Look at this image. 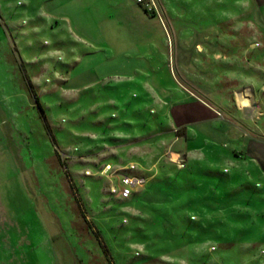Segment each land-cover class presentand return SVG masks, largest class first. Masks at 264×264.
Instances as JSON below:
<instances>
[{"label":"rangeland","instance_id":"1","mask_svg":"<svg viewBox=\"0 0 264 264\" xmlns=\"http://www.w3.org/2000/svg\"><path fill=\"white\" fill-rule=\"evenodd\" d=\"M28 1L0 45V264H264V181L245 175L264 117L232 104L264 83L243 6ZM160 167L193 171L176 226L160 192L137 199ZM122 175L148 181L122 199Z\"/></svg>","mask_w":264,"mask_h":264},{"label":"crops","instance_id":"2","mask_svg":"<svg viewBox=\"0 0 264 264\" xmlns=\"http://www.w3.org/2000/svg\"><path fill=\"white\" fill-rule=\"evenodd\" d=\"M48 1L51 0H44L41 4L46 5V3ZM53 2H57V0H53ZM238 3H240L243 8V13L247 14V18H248V22L249 27L251 29H249V32L251 34L248 35H252V38H259L260 44H261V48L262 50V54L263 56L261 57V59L264 62V0H237ZM40 3V2H39ZM19 4H24V5H28L30 4V1L28 0H0V41H2V44L0 45H4V49L7 50L6 48V38H8L10 35L8 34L9 29L6 28L5 22L6 20L10 21L13 19H9V15L12 12V10L14 9L15 5H19ZM26 10H23V12H25ZM5 14V15H4ZM8 16V17H6ZM7 18V19H6ZM62 21H66L68 22V18L67 17H61L60 18ZM13 22V21H10ZM9 27V26H7ZM12 28V27H10ZM240 30V28H238ZM253 33V34H252ZM255 36V37H254ZM255 40L253 41V43L251 45L257 46ZM12 45V44H11ZM13 46V45H12ZM14 50V48H13ZM262 62V63H263ZM256 63V62H255ZM188 92V91H187ZM190 93V92H188ZM261 93H264V83L262 85L259 86V88H257V81L256 80H251L247 85L243 86V87H237L236 89H234L232 91V104H233V108L235 110V113L237 114H245L247 117L252 118L254 121L256 119H259L260 117H264V97H262ZM192 97V96H191ZM196 100V99H195ZM198 102V106L199 108L197 110H203L202 107L204 109H206L207 111V107H209V105H207V103H205L202 99L198 98V100H196ZM212 108V107H211ZM209 113L213 112L211 110ZM168 120L169 122H171V115H168ZM254 130H256L257 132H259L261 134V136L264 138V123L263 124H254ZM166 131H159L157 133L153 134L154 136H158V137H162V135H164V133L168 134V136L166 137L167 139H171V125H168L166 127ZM162 139V138H160ZM260 146V147H257ZM254 149H250L249 148V159H250V164L251 167L249 166L248 172L245 175H248L251 181H254V185L253 187H258V183L257 180H263L264 181V141L260 142L259 145H254L253 146ZM260 149V150H259ZM239 158V157H238ZM199 164H202L199 172H203L205 173V175L209 174L210 176H213L215 174V176L211 177V178H215V181L219 182L221 180V176L217 173H213V171L208 167V164L204 163L203 161H199ZM191 164V163H190ZM189 164V166H190ZM232 164H233V171L237 174V177H239V174L241 173L240 168L237 167V162H235L234 160H232ZM226 168L222 169V173L226 174L228 173L227 169L226 172H223ZM235 174V176H236ZM252 174L255 175V177H251ZM244 175V176H245ZM217 178H219L217 180ZM241 178V177H240ZM245 180V179H244ZM257 185V186H256Z\"/></svg>","mask_w":264,"mask_h":264},{"label":"trees","instance_id":"3","mask_svg":"<svg viewBox=\"0 0 264 264\" xmlns=\"http://www.w3.org/2000/svg\"><path fill=\"white\" fill-rule=\"evenodd\" d=\"M36 105L38 106V109L40 110L41 114H43V111L40 107V105L38 104V102H36ZM193 171H191L190 168L188 169H183L182 171H176V172H172L171 168H168L167 170H164L163 167H160L158 170V174L155 176V178L153 179V181L151 182V184H149L147 186V190L145 189L143 193L139 194L137 196V199H142L145 198V196H152V192L155 191L156 193L160 192L161 195V199H163L165 201V204L167 206H165L163 209L164 210H159L157 211V214L159 215V212H162V214H166L167 216L171 217V224L173 223V225L176 226L178 219L180 218V216L184 213H181L180 211V207L184 206V198H187L188 196H191L192 194V189L193 186L190 185L189 188L185 189L183 186L188 184V180H190L189 176H192ZM144 179V183L142 186L138 187L136 190L132 191L130 193V195L127 198L132 197L133 195H135L137 193V191L139 189H142L146 186L147 184V179L144 177H140ZM197 181L198 184H200ZM211 181L209 180L207 183H210ZM214 181L213 184L210 183V187H217L219 182ZM196 182L194 184H197ZM200 185H197L196 188H198ZM203 188V187H202ZM208 188H209V184H208ZM191 194V195H190ZM197 197L194 198V202L196 203L197 207L199 206H203L202 204H197L198 199H203V196L201 195H196ZM127 198H122V199H127ZM161 201V200H160ZM206 202V201H205ZM203 203V201H202ZM159 204V201H158ZM158 206V209H160V206Z\"/></svg>","mask_w":264,"mask_h":264},{"label":"built area","instance_id":"4","mask_svg":"<svg viewBox=\"0 0 264 264\" xmlns=\"http://www.w3.org/2000/svg\"><path fill=\"white\" fill-rule=\"evenodd\" d=\"M140 2L141 0H137ZM144 183V179L140 177L122 175L120 177V190L119 194L122 198H127L132 191L137 189L138 187L142 186Z\"/></svg>","mask_w":264,"mask_h":264}]
</instances>
